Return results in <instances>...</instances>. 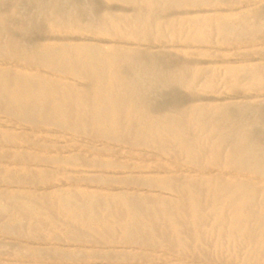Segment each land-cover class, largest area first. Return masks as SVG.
Instances as JSON below:
<instances>
[{
	"label": "rangeland",
	"instance_id": "374dc122",
	"mask_svg": "<svg viewBox=\"0 0 264 264\" xmlns=\"http://www.w3.org/2000/svg\"><path fill=\"white\" fill-rule=\"evenodd\" d=\"M12 1L0 0L2 14L10 13ZM49 2L27 0L20 5L25 21L35 24L28 32V43L70 44L82 41L97 46L120 45L139 48L149 53L151 63L139 60L136 55L134 58L137 59L144 79L156 77L162 80L161 95L153 103L167 104V109L162 111L163 117L168 122L176 123L185 132L189 141L199 149L195 152L199 158L197 163H193L185 152L180 153L179 157L174 156L177 142L167 131L160 139L164 146V149H161L155 141L146 140L145 143L132 145L134 132L126 128L121 130L118 140L84 136L62 127H52L56 129L54 133L49 132L50 125L42 128H23L22 121L11 116L10 109L0 110V136L5 131L20 132L37 142L56 146L51 153L50 146L13 147L0 140V246L3 247L0 249V264H264V245L260 240L261 236H264V210L259 212L257 220L253 221L250 233L242 231L230 235L225 232L220 235L213 225L214 215L208 212L207 202H203L200 217L204 233L202 238L198 239L190 225L191 211L187 201L183 203L182 208L174 209L176 219L183 223L179 226L172 224L168 214L163 213L156 202L158 194L178 198L177 196L184 192L180 183L183 180L200 183L204 176L208 175L207 169H211L208 167L218 168L216 172L219 171L220 181L239 180L257 185L264 184V175L258 171L244 172L227 165L225 158L215 164L209 161L214 154L209 125L217 110L216 104L260 101L264 104V85L256 84L244 76L236 83L228 73L229 67L242 66L260 67L264 74V0H192L188 4H171L155 14L157 20L170 22L171 25L163 29L161 34H156L155 28L150 27L148 34L137 36L128 32L138 27L147 30L144 25H138V22L142 21L141 14L151 9L143 0H86L91 16L98 23L104 22L100 16L105 12L128 17L127 22H123L121 35L115 33L114 25L108 24V33H88L75 31L72 27L63 29L51 26L50 19L46 20L47 16L53 15L48 7ZM234 12H246L239 22L229 19L235 37L224 41L214 28L210 27L206 29L205 36L189 39L195 21L204 25L208 16H214L213 20H216L223 13ZM247 14L252 16V21L245 19ZM175 30H178L179 34H174ZM17 33L18 30L11 27L4 34L13 36ZM81 36L87 38L83 39ZM9 54L8 51H0V61L8 65L16 62L18 67L32 65L33 69L50 75V69L28 64L21 59H12ZM67 80L81 86L72 78ZM137 89L139 84H135L128 91ZM195 111L203 118L201 125L192 119ZM137 132L144 137L141 131ZM254 138L259 147L264 148V128H258ZM92 141L94 143H90ZM48 149L50 150L47 152ZM75 151L80 157L78 163L62 160L70 157ZM114 152L118 153V156ZM15 154L16 156H13ZM34 155H40L44 160L33 161ZM52 158H60L61 161L56 164L47 160ZM109 161L116 162L117 167L109 165ZM159 162L164 163L166 167L147 171ZM171 169H177L178 172ZM162 175H173L174 187H177L179 192L175 188L167 190L160 186L158 178ZM90 177L95 181L88 179ZM121 191L135 197L139 202L141 214L155 218L154 229L145 227L142 233L126 240L118 230L119 224L114 227V236L109 238L108 235L100 236L98 231L101 223L96 220L91 222V227L80 226L74 222V216L83 218L90 211L93 203L89 197L90 193H98L103 198ZM70 194L75 195L77 204L71 208L66 205ZM96 203L99 204L97 208L104 212L102 202ZM112 204L114 207L120 205L116 200H113ZM103 214L101 213L102 218H105ZM129 224L132 228L144 227V223L139 220H130ZM258 225L260 227H257ZM164 236L172 237V242L164 240ZM84 238L87 241H84Z\"/></svg>",
	"mask_w": 264,
	"mask_h": 264
},
{
	"label": "bare ground",
	"instance_id": "6f19581e",
	"mask_svg": "<svg viewBox=\"0 0 264 264\" xmlns=\"http://www.w3.org/2000/svg\"><path fill=\"white\" fill-rule=\"evenodd\" d=\"M24 1L27 0H13L8 15L0 12V51H8L12 59H21L28 64L48 68L50 69V75L48 73L45 74L46 72L44 73L37 69H33L32 65L18 67L19 64L16 62L14 63L12 61L13 63L8 65L6 62L0 61V110L10 109L11 116L22 121L23 128H42L50 125L49 132L52 131L54 133L56 129H52V127H62L69 128L75 133L84 136L90 135L93 138L107 137L110 140H118L121 130L126 128L134 132L132 145L145 143L146 140L155 141L158 146H161V149H164V146L160 139L167 131V134L177 142V148L174 149V156L179 157L181 155L180 153L185 152L193 163L198 162L199 157H197L198 155L195 154V152L197 153L199 149L195 147L194 143L189 141L185 132H183L176 123L172 121L168 122L163 117L162 111L167 109V104L153 103L161 95L162 80L160 81L156 77H145L144 79L142 70L139 69L137 59L134 58V55H136L139 60L151 63L152 59L149 53L139 48H126L120 45L97 46L82 41L70 44L50 43L30 45L28 43V32L35 24H29L25 21V17L20 10V5ZM49 1L50 4H48V7L52 10L53 15L47 16L46 20L50 19L49 22L51 26H59L63 29L72 27L75 31L108 33L110 32L106 26V24H108L114 25L115 33L121 35L120 33L123 32L122 28L124 26L123 22L126 23L128 18L116 15L112 12H105L100 16L104 21V24H101L91 16L90 8L86 0ZM143 1L150 5L151 9L147 13L141 14L142 21H139L138 25H144L147 27V30H142L140 27L129 30L128 33L133 36L148 34L150 27L155 28L156 34H161L163 29L167 28L171 23L157 20L155 14L159 12L158 10L171 4H188L192 0ZM245 14L246 12L223 13L216 20H213L214 16H208L206 17V23L204 25L197 24L195 21L189 39H194L196 36H205L207 34L206 29L212 27L222 40H229L235 37L233 34L234 30H232L229 25V19L239 22ZM247 16L248 17L245 19H253L250 14H247ZM11 27H15L18 33L13 36L5 35L4 33L11 29ZM175 31L174 34H179L178 30ZM82 38L84 39L87 37L84 36ZM73 39L76 40L77 38L73 37ZM228 73L232 75L236 83L241 76H244L256 84L264 85V74L260 67H229ZM68 75L69 78L78 81L81 86L70 83V81L67 80L69 78L66 79ZM135 84H139V89L128 91V89ZM262 103L263 101L259 103L224 102L216 104L215 108L217 110L209 125L214 149V154L209 158L210 162L215 164L218 163L220 159L225 158V163L227 165L239 168L244 172L258 171L264 175V148H260L256 142L257 140L254 138L256 130L260 127L264 128V104ZM192 119L200 125L203 123V118L198 111H195ZM40 130L43 133V130ZM137 131H141L144 137H141ZM76 137L77 136H75V138ZM0 140L6 145L13 147L37 145L38 148H41L50 146L51 150L48 149L46 150L47 152L49 150L50 152L55 150L54 148L56 147L55 145L46 144L42 141L37 142L27 134L14 131L3 132L0 136ZM87 142L89 143V140ZM90 143L94 142L92 141ZM76 152L77 151L72 153L70 157L66 159L62 158V160L78 163L80 157ZM115 154L118 156V153ZM13 156H16V154ZM127 158L130 159V157ZM52 159L47 160L53 161L56 164H59L58 162L61 161L60 158ZM32 160L40 162L44 160V158L40 155H34ZM108 164L117 167L116 162L109 161ZM152 166H154L153 169L147 171H156L159 168L166 167L162 162ZM208 168H211L207 169L209 173L206 174L208 175L204 176V179H202L200 183H195L192 180H183L180 185L184 192L177 196L178 198H168L158 194L156 202L159 208L163 213L168 214L172 224L179 226L183 223L176 219L174 209L182 208L183 203L187 201L191 211L190 225L196 232L198 239H201L204 233L202 228L203 222L200 217V210L203 206V202H207L208 212L214 215L213 225L219 230L220 235L225 232L230 235L242 231H248L250 233L253 221L255 219L257 220L256 217L259 212L264 210V184L257 185L248 181L239 180L220 181L218 179L219 171L216 172L218 168ZM171 170L177 171V169ZM88 179L94 180L92 177ZM158 180L160 186L167 190L175 188V178L173 175H162L159 176ZM175 189L179 192L177 187ZM143 190L146 191V189ZM89 197L93 203H91V209L88 214L84 215L83 218L74 216L73 220L76 224L85 227H91V222L93 220L98 221L101 223L99 227L100 230L98 231L101 237L108 235L109 238H112L116 231V229H114L116 224H119L118 230L126 240L132 239L135 235L142 233L145 227L150 230L155 228V218L141 214L139 202L128 192L121 191L115 193L113 196H103V198L98 193H90ZM144 198L149 201L148 197L145 196ZM113 200L119 202L120 205L114 207L112 204ZM96 202H102L104 212H101L97 208L99 204ZM66 205L70 208L77 205L74 194L69 195V201ZM101 213H104L103 215H105V218H102ZM130 220L134 222L139 220L144 223V227L132 228L129 224ZM21 223L24 224V222ZM257 227L260 226L258 225ZM85 240L84 238V241ZM164 240L172 242V237L164 236ZM260 240L263 241L264 245V236H261ZM1 248L3 247L0 246V249Z\"/></svg>",
	"mask_w": 264,
	"mask_h": 264
}]
</instances>
